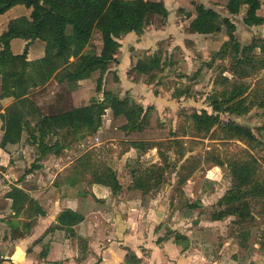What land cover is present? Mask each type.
Masks as SVG:
<instances>
[{
	"label": "rangeland",
	"instance_id": "1",
	"mask_svg": "<svg viewBox=\"0 0 264 264\" xmlns=\"http://www.w3.org/2000/svg\"><path fill=\"white\" fill-rule=\"evenodd\" d=\"M227 2L202 0L200 4L192 1L191 10H194V16L214 10L221 19H228L229 28L221 23V32L199 35L188 30L190 18H183V28L179 30L190 37L183 39L180 45L172 47L173 38L169 37L159 42L150 55L140 57L145 51L135 53V57H138L136 63L148 61L154 56L163 62L162 71L154 69L147 75L139 74L134 69L135 63L127 73L128 80H135L133 82L136 83L141 81L150 89L149 97L144 89L131 91L129 85L120 82L116 75L115 68L119 62L114 56L121 55L117 50V40L126 35L115 40L116 47L111 52L114 61L103 73L94 72L74 83L58 84L52 79L45 86L33 90L28 96L33 103L31 110L37 109L46 116L84 107L94 101L102 102L105 93L140 105L147 115L142 130L130 132L122 129L125 124L122 116L115 117L106 109L97 132L84 136L80 141H71L70 135H47L43 143L49 147L57 143L58 147L45 155L42 154V146L38 147L25 132L18 144L8 146L5 160L9 165L11 161L15 164L6 168L7 177H4V170L0 167V182L4 180L8 184L6 180L13 183L16 179L23 183L39 175L38 169L42 167V162H63L64 157H69L87 166L85 171L90 176V183L97 181L102 184L106 197L102 199L103 203L112 204L119 193L128 194L130 198L137 197L130 208H123V212L117 208V215L120 221L126 222L122 223L127 224L124 225L126 228L130 225L128 222L145 221L147 230L153 235L152 242L156 245L168 240L174 243L177 235L182 247L176 246L182 254L188 250L195 252L192 257L194 264H264V251L260 247L264 212L258 200L250 199L252 219L243 224L238 223L236 215H218L219 202L229 190L248 195L260 185L255 182L251 188L235 189L230 176L231 162L248 161L255 168L259 180L264 178V62L261 63L264 58V24L244 25L242 20L247 7L242 4L238 14L230 15L226 10ZM260 2L264 3V0ZM30 13L31 9L17 5L1 15L0 35L5 32L10 21L28 18ZM257 13L264 17V6ZM165 20L158 16L151 17L142 34L150 25L160 27ZM228 34L233 36L240 48L257 44L255 50L245 54L249 61L235 66L229 49L224 59L212 61L213 54L229 41ZM11 43L12 54H21L23 41L18 39ZM86 50L99 55L101 40L97 31L92 34ZM43 51L44 43L36 41L29 49L28 61L40 58ZM221 77L228 78L231 84L221 82ZM222 92L225 94L221 95ZM211 96L226 104L221 111L213 112L212 101L209 102ZM0 108L3 109V105ZM203 110L218 120V125L208 134L197 133L190 121L192 115ZM233 126L248 129L252 139L248 141L235 136L231 132ZM67 142L68 145L63 147ZM134 143L140 146L134 147ZM129 151L131 153L127 154ZM152 166H155L152 168L154 173L144 176V171L147 174ZM120 168L125 176L119 174ZM139 176L144 180H138ZM136 182H139V186L132 187ZM12 187L9 185V189ZM6 191L0 192V198ZM92 203L98 202L94 200L90 205ZM0 206L3 210L7 209L5 201L1 200ZM9 210L10 207L8 215L0 222L3 223L0 224V245L18 243L20 240L13 238L21 233L24 235L20 223L25 218L31 219L26 215L14 218ZM108 217L110 214L102 216L97 223L103 229L100 236L104 244L106 237L113 236ZM93 220L94 215L88 218L87 223ZM17 221L20 228L19 225L10 226V223ZM79 238L82 241L76 240L78 246L87 249L88 241L82 236ZM157 256L151 249H142L138 257L127 248L123 264H128L125 262L126 257L131 264H174L166 257L160 261ZM2 262L0 260V264Z\"/></svg>",
	"mask_w": 264,
	"mask_h": 264
},
{
	"label": "trees",
	"instance_id": "2",
	"mask_svg": "<svg viewBox=\"0 0 264 264\" xmlns=\"http://www.w3.org/2000/svg\"><path fill=\"white\" fill-rule=\"evenodd\" d=\"M242 4L247 7L242 20L244 25L250 27L264 24V17L257 13L264 6L260 0H228L227 13L238 14ZM17 5L31 9V13L28 18L20 17L10 21L5 32L0 35V102L2 100L12 102L0 115L3 132L0 148L7 150L8 146L18 144L22 134L27 132L32 142L37 143L38 147L42 146V154L45 155L58 147L57 143L51 147L43 143L42 140L47 135L63 137L70 135L71 141H80L84 136L97 132L106 109H109L113 116L124 118L125 124L122 129L130 132L141 131L147 111L143 112L140 105L119 100L109 93L103 94L102 102L94 101L87 106L50 116L42 115L37 109L31 110L33 103L28 96L33 90L45 86L52 79L58 84L74 83L94 72L106 71L114 61L111 52L116 47L115 40L129 33L142 34L153 16L166 19L168 12L164 4L152 0H0V16ZM179 11L185 14L183 9ZM185 16L190 18V15ZM220 19L214 10H207L205 15L197 13L190 18L188 30L199 35L219 33L221 23L227 28L230 27L228 19ZM94 31L99 33L101 40L99 55L86 50ZM228 36L229 41L224 43L220 51L213 54L212 61L224 59L228 53L227 49L235 61V66L249 61L245 54L255 50L257 44L240 48L233 36L231 34ZM18 39L23 41L24 48L21 54L14 55L10 50V43ZM36 41L44 43L43 56L28 61L29 49ZM162 63L159 57L154 56L145 62L138 61L134 69L139 74L147 75L154 69L162 71L164 67ZM168 65L170 67L171 62H168ZM234 75L235 70L232 72L233 77ZM220 80L231 84L226 77H221ZM214 95L216 96V93ZM215 96H211L209 102L212 101L210 104L213 112L221 111L226 104L220 103ZM190 121L193 129L199 134H208L218 125L217 118L205 110L192 115ZM231 132L239 138L244 137L248 141L252 139L250 131L246 128L233 126ZM67 145L68 142L63 147ZM133 145L140 146L138 143ZM153 167L155 166L149 168L147 174L144 171L143 175L154 173ZM229 169L235 189H248L253 187L255 182L260 183L258 188L248 195L231 189L219 202V216L236 215L238 223L243 224L252 219L250 199L258 200L264 212V178L259 180L255 168L248 161L231 162ZM138 180L144 179L139 176ZM112 184L114 187L115 183ZM138 184L139 182H136L132 187ZM6 197L11 199L10 211L14 213V218L18 219L25 215L32 218L44 214L39 204L23 189L13 186ZM34 209L36 212L32 213ZM83 221L80 213L69 209L61 211L56 217L58 229L64 230L68 238L74 242L78 239L79 242L82 241L77 235L79 229L76 230L75 227L78 228ZM18 225L19 222L10 223V226ZM260 231V247L264 251V229ZM23 236L21 233L13 239L21 240ZM179 239L180 237L176 235L173 240L177 246H181ZM45 253L43 249L40 258H44ZM128 259L126 257L125 262L129 264Z\"/></svg>",
	"mask_w": 264,
	"mask_h": 264
},
{
	"label": "crops",
	"instance_id": "3",
	"mask_svg": "<svg viewBox=\"0 0 264 264\" xmlns=\"http://www.w3.org/2000/svg\"><path fill=\"white\" fill-rule=\"evenodd\" d=\"M158 1L164 4L168 12L164 24L160 27L150 25L151 27L140 36L131 33L118 39L117 43L119 45L117 50L121 55L120 57L114 56L119 62L115 68L119 81L127 83L131 91L144 89L148 94L147 97H149V93L151 92L150 89L141 81L136 83L133 80L131 82L127 77L129 69L134 66L138 59V57H135V53L137 51H145V53H141L140 57L144 56V54L150 55L155 51L159 42L169 37L173 38L174 44H172V47L175 48L177 45H180L183 39L190 37V35L186 36L179 30V28H183L181 19L189 18L185 15H190V18L194 16L195 13L192 12L194 10H191L192 1L200 4L202 2V0ZM180 9H183L185 14H181ZM179 15L183 17H179ZM164 56H166L165 53ZM0 103V105H3V109H0L1 115L4 112V108L12 102L2 100ZM1 128L2 121L0 119V141L3 134ZM7 152V150L0 148V167L4 170V177H7L8 174L6 168H11L15 164V162L11 161V165H9V162L5 160L4 155L7 156ZM130 153L129 151L127 154ZM40 165L42 167L38 169L39 175L25 180L23 183L17 182L16 179H14L15 183H11L8 180H6L8 184H5L4 180L0 182V192L5 189L7 191L10 190L9 185L23 189L39 204L40 209L44 212L43 216H35L29 220L25 219L21 224V230L24 233L23 238L18 243L7 244L17 248L16 251L10 252L16 259V264H123L127 248L134 251L138 257L142 249H147L148 251L151 249L153 253L158 255L157 258L160 261L163 258H168L174 264H194L192 262V257L195 253L193 250H188V252L182 254L181 250L171 240L159 245L152 242L153 235L147 230L145 221L128 222L130 225L127 228L124 226L127 224H122L126 222L120 221V216L117 215V208L119 212H123V208H130L132 203L137 200V197L130 198L128 194L122 195L123 193H119L112 204L103 203L102 199L106 197L103 195L105 190L101 187L102 184L97 181L90 183V176L85 171L87 166L76 163L70 160L69 157H64L63 162L48 160L42 162ZM118 171L122 176V169L120 168ZM7 191L0 198V202L1 200L5 201L7 208L3 210L0 206V222L1 219L8 215V208L11 206V199L5 195ZM94 200L98 203L90 205ZM65 209L84 215V221L78 228L75 227V229H79L77 235L84 237L88 241L87 249L85 246L84 248H80L78 242L71 241L64 230L58 229L56 217ZM144 210L146 211V208ZM147 210L149 211V207ZM35 212L36 209L32 211V213ZM10 213L11 215L14 214L11 211ZM157 213L159 214V211ZM109 214V225L112 226L111 235L114 237H106V244H104L100 236L103 229L99 228L97 223L102 216H109ZM93 215L94 220L87 223L88 218ZM0 224L2 225L3 223ZM120 225H123V227ZM45 246H48L47 249L44 248ZM43 249L46 251L45 257L40 258ZM3 264L12 263L3 262Z\"/></svg>",
	"mask_w": 264,
	"mask_h": 264
},
{
	"label": "water",
	"instance_id": "4",
	"mask_svg": "<svg viewBox=\"0 0 264 264\" xmlns=\"http://www.w3.org/2000/svg\"><path fill=\"white\" fill-rule=\"evenodd\" d=\"M16 247L7 244L0 245V260L16 264V259L10 254L11 251H16Z\"/></svg>",
	"mask_w": 264,
	"mask_h": 264
},
{
	"label": "flooded vegetation",
	"instance_id": "5",
	"mask_svg": "<svg viewBox=\"0 0 264 264\" xmlns=\"http://www.w3.org/2000/svg\"><path fill=\"white\" fill-rule=\"evenodd\" d=\"M3 262H5V261H3ZM3 262H2V264H3Z\"/></svg>",
	"mask_w": 264,
	"mask_h": 264
}]
</instances>
